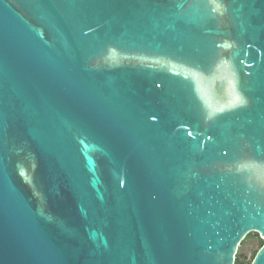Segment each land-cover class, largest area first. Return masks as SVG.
I'll return each mask as SVG.
<instances>
[{
    "label": "water",
    "instance_id": "95a60500",
    "mask_svg": "<svg viewBox=\"0 0 264 264\" xmlns=\"http://www.w3.org/2000/svg\"><path fill=\"white\" fill-rule=\"evenodd\" d=\"M263 239L264 0H0V264H234Z\"/></svg>",
    "mask_w": 264,
    "mask_h": 264
},
{
    "label": "rangeland",
    "instance_id": "374dc122",
    "mask_svg": "<svg viewBox=\"0 0 264 264\" xmlns=\"http://www.w3.org/2000/svg\"><path fill=\"white\" fill-rule=\"evenodd\" d=\"M262 238L259 236V234H255L254 232H251V234L245 238L242 243L240 244L238 248V257L239 260L243 262L249 261L255 251L258 250L262 243Z\"/></svg>",
    "mask_w": 264,
    "mask_h": 264
},
{
    "label": "trees",
    "instance_id": "16d2710c",
    "mask_svg": "<svg viewBox=\"0 0 264 264\" xmlns=\"http://www.w3.org/2000/svg\"><path fill=\"white\" fill-rule=\"evenodd\" d=\"M254 233H255V234H258V233H256V232H254ZM250 234H251V232L248 233V234L246 235L245 238H247ZM245 238H244V239H245ZM244 239H243V240H244ZM243 240H242V241H243ZM261 241H262V243H263V239H262ZM241 243H242V242H241ZM262 243H261V245H262ZM261 245H260V246H261ZM255 253H256V251H255ZM255 253L253 254L252 258H251L249 261H247V262H243V261L239 260L238 253H236V256H235V263H234V264H250L251 261H252V259H253V257H254V255H255Z\"/></svg>",
    "mask_w": 264,
    "mask_h": 264
}]
</instances>
